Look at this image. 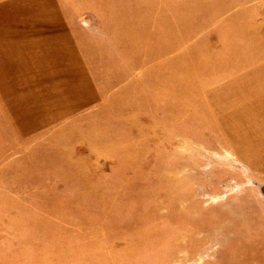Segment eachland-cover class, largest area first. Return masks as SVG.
Here are the masks:
<instances>
[{
    "label": "rangeland",
    "instance_id": "obj_1",
    "mask_svg": "<svg viewBox=\"0 0 264 264\" xmlns=\"http://www.w3.org/2000/svg\"><path fill=\"white\" fill-rule=\"evenodd\" d=\"M171 1L173 48L87 18L99 105L0 145V264H264V0Z\"/></svg>",
    "mask_w": 264,
    "mask_h": 264
},
{
    "label": "crops",
    "instance_id": "obj_2",
    "mask_svg": "<svg viewBox=\"0 0 264 264\" xmlns=\"http://www.w3.org/2000/svg\"><path fill=\"white\" fill-rule=\"evenodd\" d=\"M171 3L0 0V145L26 141L99 105L86 56L87 18L101 29L109 26L110 34L130 27L132 43H165L159 48L168 49Z\"/></svg>",
    "mask_w": 264,
    "mask_h": 264
}]
</instances>
